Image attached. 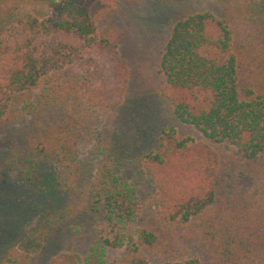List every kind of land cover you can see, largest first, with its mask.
<instances>
[{"label": "trees", "instance_id": "16d2710c", "mask_svg": "<svg viewBox=\"0 0 264 264\" xmlns=\"http://www.w3.org/2000/svg\"><path fill=\"white\" fill-rule=\"evenodd\" d=\"M141 2L0 0V130L31 119L27 138L3 140L13 158L5 164L28 178L46 166L66 195L0 264H33L66 223L99 237L49 264H264V0H221L220 15L174 24L156 93L203 138L164 128L140 157L156 188L152 223L130 232L142 203L118 175L113 144H95L96 165L79 159L81 143L125 107L132 68L115 19Z\"/></svg>", "mask_w": 264, "mask_h": 264}, {"label": "rangeland", "instance_id": "374dc122", "mask_svg": "<svg viewBox=\"0 0 264 264\" xmlns=\"http://www.w3.org/2000/svg\"><path fill=\"white\" fill-rule=\"evenodd\" d=\"M222 8L221 0H142L139 6L125 8L116 16L123 39L120 50L132 68L128 96L118 116L102 121L94 141L81 143L79 159L84 164L96 165L99 159L91 154L95 144L100 141L113 144L119 156L118 175L136 188L142 203L141 214L130 228L132 234L152 223L157 212L156 188L149 176L141 172L140 157L156 147L164 128L173 127L180 137L194 141L203 138L193 126L177 119L171 105L156 93L161 82L158 69L162 52L174 24L184 14L210 12L218 16ZM30 120L22 119L0 130V259L23 237L34 238L50 207L65 206L66 195L46 166L41 173L28 178L5 164L13 158L3 140L16 136L21 142L27 138ZM86 224L77 232L71 231L72 223L60 225L47 242L37 246L33 264H49L52 258L68 250L85 254L99 237V232ZM30 240L26 248L35 250L34 241ZM123 252L112 250L109 258L117 259Z\"/></svg>", "mask_w": 264, "mask_h": 264}]
</instances>
